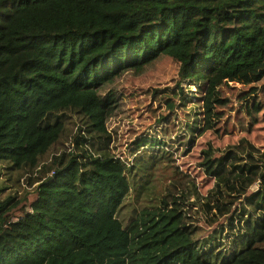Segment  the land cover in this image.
<instances>
[{
	"label": "trees",
	"instance_id": "obj_1",
	"mask_svg": "<svg viewBox=\"0 0 264 264\" xmlns=\"http://www.w3.org/2000/svg\"><path fill=\"white\" fill-rule=\"evenodd\" d=\"M164 58L208 96L262 68L264 0H0V166L38 183L31 202L16 186L0 198V264H264V152L246 139L203 151L214 186L195 206L217 225L206 238L175 196L189 179L178 168L120 217L155 168L175 165L167 151L131 166L113 155L114 87ZM73 116L74 148L46 159Z\"/></svg>",
	"mask_w": 264,
	"mask_h": 264
},
{
	"label": "rangeland",
	"instance_id": "obj_2",
	"mask_svg": "<svg viewBox=\"0 0 264 264\" xmlns=\"http://www.w3.org/2000/svg\"><path fill=\"white\" fill-rule=\"evenodd\" d=\"M179 71L178 63L164 58L142 75H124L114 87L117 106L107 123V133L112 137L111 152L129 166L133 165L136 157L145 154L167 151L174 156V168L165 166L164 162L159 170L155 168L153 186L142 197L134 190L120 217L126 218L135 209L142 211L150 206L149 196H160L178 168L189 179L186 187L175 196H182L185 204H180V207L190 216L191 227L199 229L198 235L203 239L217 227L210 226L204 213L195 206L197 195H207L214 186V180L207 177L200 167L203 151L210 143L224 150L246 139L264 152V66L235 80L209 86V96L206 85L182 80ZM206 97L210 103V117ZM77 129L79 120L73 116L67 121L63 139L46 159L71 151ZM18 174L8 166H0V198L7 196L16 186L19 195L28 193L31 202L36 196L38 183L29 185L27 175L21 179V185L14 184ZM4 183L11 188L4 189ZM190 209L193 212L189 214ZM20 212L12 220L16 221L21 216Z\"/></svg>",
	"mask_w": 264,
	"mask_h": 264
}]
</instances>
